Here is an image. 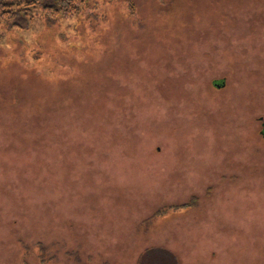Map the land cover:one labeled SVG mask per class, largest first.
<instances>
[{"label": "rangeland", "instance_id": "obj_1", "mask_svg": "<svg viewBox=\"0 0 264 264\" xmlns=\"http://www.w3.org/2000/svg\"><path fill=\"white\" fill-rule=\"evenodd\" d=\"M156 248L264 264V0L0 20V264Z\"/></svg>", "mask_w": 264, "mask_h": 264}, {"label": "trees", "instance_id": "obj_2", "mask_svg": "<svg viewBox=\"0 0 264 264\" xmlns=\"http://www.w3.org/2000/svg\"><path fill=\"white\" fill-rule=\"evenodd\" d=\"M86 0H0V20H16V24L31 21L35 13H44L51 18L78 12ZM19 22V23H18ZM161 252L167 264H178L176 255L169 249H149L143 253Z\"/></svg>", "mask_w": 264, "mask_h": 264}]
</instances>
